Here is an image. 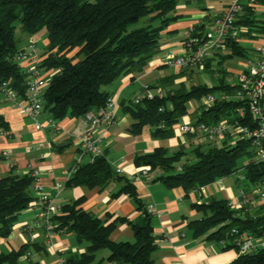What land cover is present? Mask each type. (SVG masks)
<instances>
[{"label": "trees", "instance_id": "trees-1", "mask_svg": "<svg viewBox=\"0 0 264 264\" xmlns=\"http://www.w3.org/2000/svg\"><path fill=\"white\" fill-rule=\"evenodd\" d=\"M178 0H0V83L7 81L9 88L22 97L25 92V73L13 56L21 43L14 34L18 28L25 37L42 29L48 44L45 57L38 67L41 71L57 69L52 74L42 95L43 112L53 121L66 115L82 117L87 112L100 116L110 94L102 88L116 80L125 70L139 71L153 55L160 32L170 20ZM237 22V21H236ZM238 24V23H237ZM195 30H198L195 28ZM233 49L231 56L242 55L236 40L227 41ZM74 51L72 56L68 53ZM206 64V62H205ZM153 87V86H152ZM148 86V88H152ZM234 87L224 78L217 85H180L152 98L145 95L122 105L131 118L129 131L139 134L146 128L155 137L173 135V125L190 113V103L200 102L208 94L231 95ZM234 101L216 99L214 105L203 110L198 105L194 111L195 122L216 123L229 116L237 105ZM191 137V136H189ZM247 143L236 146L209 145L204 150H193L194 161L178 165L184 149L169 153L155 148L146 154H137L134 164L148 167V172L162 171L155 179L167 187H182L185 191L197 189L234 172L238 160L250 154ZM246 176L255 181L264 175V164H245ZM113 179L123 181L118 193H126L140 208V216L128 221L133 231V241L114 242L109 234L115 221L106 223L80 206L82 198L61 206L54 216L59 228L65 227L77 242L85 243V251L69 256L64 264H90L96 252L107 249V260L114 264H153L155 237L152 215L137 197L132 181L116 174L104 155L86 163H77L66 185L86 188H103ZM33 177L30 173H9L0 177V237L11 233L16 215L28 208ZM203 212L200 219L188 223L193 237L205 236L216 243L225 242L222 249L233 248L234 241L246 230H255L260 219H241L234 215L225 199L211 198L194 205ZM123 220V219H122ZM237 229L231 234V228ZM34 243L27 241L17 249L0 252V264H20V257L32 252ZM231 264H264V250L238 255Z\"/></svg>", "mask_w": 264, "mask_h": 264}, {"label": "crops", "instance_id": "crops-1", "mask_svg": "<svg viewBox=\"0 0 264 264\" xmlns=\"http://www.w3.org/2000/svg\"><path fill=\"white\" fill-rule=\"evenodd\" d=\"M230 2L231 0H178L169 15L170 20L160 32L153 55L142 69H127L102 88L115 99L114 115L111 119L100 115L95 131L100 137L103 155L111 169L132 181L143 207L149 204L153 207L151 222L156 244L151 253L153 264H231L237 257L235 249H222L218 243L204 235L193 237L188 229L190 221L203 216V212L195 204L205 203L211 198H231L235 194V185L226 183L225 177H222L203 186L202 190L197 188L185 191L180 186L171 188L156 180L162 171L140 174L139 167L133 161L137 154L150 153L155 148H164L169 153H174L185 148V141L189 136L178 133L175 124L172 127L173 135L168 138L155 137L149 128L139 134H132L129 131L131 118L122 110L123 104L144 96L146 85L153 86L150 88L153 93H164L180 85L200 84L196 73L214 69L213 64L222 68L220 66L227 59L241 58L238 64L243 66V59L247 57V51L251 50L248 45L253 44L257 48L264 41L258 31L253 29L254 25L260 24L255 18L263 16L262 4L255 10L245 8L237 16L241 32L236 42L243 50L242 55L231 56L234 51L227 46L210 56L202 70H179L165 65L168 52L182 51L183 40L191 28L206 30L212 18L220 14ZM32 37L37 39V51L40 59H43L48 44L45 29ZM26 40L27 37H21L20 46ZM73 54L74 51H71L67 56ZM241 69L240 67L234 71L222 68L223 78L225 73L233 76L230 83L226 84L234 85ZM56 72L57 69H49L45 74L51 77ZM203 85L214 86L205 78ZM198 105L190 104V113L184 119L193 118ZM50 119L49 113L44 111L35 121L0 94V177L11 172L19 175L35 172L39 184L52 194L54 203L62 206L82 198L80 206L83 210L106 223L116 220L109 234L112 241H133V231L128 221L137 219L141 210L128 194L118 193L123 181L113 179L103 188L66 185L77 163L91 161L88 154H82L79 150V140L90 127L89 123L82 117L66 115L60 120H52L56 124L54 127L49 122ZM3 152L7 153V157L3 156ZM117 169L121 172L117 173ZM210 185L214 186L210 188ZM30 193L33 194L31 188ZM34 222L32 210L26 208L18 213L9 236L0 237V252L17 249L29 241L34 243L31 255L28 260L20 259V264H57L58 259L78 256L85 251L86 244L77 242L75 236L66 231L54 234L50 244H46L41 226L26 229V224ZM108 254L107 249L97 251L90 264H114L107 260Z\"/></svg>", "mask_w": 264, "mask_h": 264}, {"label": "built area", "instance_id": "built-area-1", "mask_svg": "<svg viewBox=\"0 0 264 264\" xmlns=\"http://www.w3.org/2000/svg\"><path fill=\"white\" fill-rule=\"evenodd\" d=\"M264 5V0H231L230 4L218 15L214 16L206 30H195L191 28L183 40L182 51L179 53L168 52L165 56V65L179 70H202L205 61L214 53L227 47V41L237 40L241 27L237 24V16L245 8L259 9ZM264 7V6H263ZM264 12V10H263ZM259 25H254L259 35L264 39V13L263 16L256 17ZM37 39L28 37L26 42L19 46L13 56V60L18 63L25 73V92L22 97L9 88L8 82L0 83V94L19 107L23 114L33 120L43 112L42 95L50 77L38 67L40 57L36 48ZM244 64L237 74L234 85V92L231 95L208 94L203 96L198 103L200 108L207 110L216 101H234L238 104L232 113L216 123L195 122L193 118L184 119L186 115L177 121L176 129L178 133L199 139L204 143H211L215 146H236L240 143H247V151L253 163L264 164V41L254 50L253 56L244 57ZM144 95L147 98L153 97V92L146 85ZM156 93V92H155ZM162 95L161 91H157ZM135 102L137 100L135 99ZM115 99L111 95L107 98L106 104L100 113L108 119L114 115ZM82 118L89 123L88 130L79 140V150L82 154H88L90 159L103 155V148L100 137L95 131L100 122V116L87 112ZM55 127L52 119L49 120ZM7 157V153L3 152ZM235 194L225 199L227 205L234 211V215L241 219H260L256 229L246 230L234 241L235 250L238 255L264 250V175L255 181H251L246 176L245 165L237 168ZM117 173L121 170L117 169ZM140 174H146L148 167H139ZM231 173V174H232ZM33 181L31 184L32 200L28 209L34 212L35 222L26 224V229L41 226L44 230L45 243H49L51 237L57 233L65 232V227L59 228L54 220V216L61 213V206L54 203V198L49 191L43 189L39 184L36 173H31ZM219 180V179H218ZM217 181V180H216ZM215 182V181H214ZM213 182V183H214ZM206 186V185H204ZM58 187V185L56 186ZM201 190L203 186L199 187ZM148 213H153L152 205L147 207ZM235 227L230 233L236 234ZM32 241V238H30ZM221 246H225L224 241H220ZM31 252L27 251L20 259L28 260ZM57 264H64V260L58 259Z\"/></svg>", "mask_w": 264, "mask_h": 264}, {"label": "rangeland", "instance_id": "rangeland-1", "mask_svg": "<svg viewBox=\"0 0 264 264\" xmlns=\"http://www.w3.org/2000/svg\"><path fill=\"white\" fill-rule=\"evenodd\" d=\"M14 34H15V36L17 38L18 37L19 38L20 37H24V35L21 33V31L18 28L15 29ZM38 46H39V43L36 45L37 50L39 49ZM248 46H250L249 49H251V50L247 51V55L246 56L247 57H251V56H253V53H254V50L256 49V47H254L255 45H253V44H249ZM240 61H241V58H237V57H234L232 59H227L224 62V64H222L220 67H222L223 69H226V68L232 69L234 71L235 70H239L240 67L242 68L241 64H238V63H240ZM213 66H214L213 67L214 69H218L217 71L219 73H216L217 71L214 70V69H210L209 71L198 72V73H196V79H198V81H199L198 83L203 84V80L205 78L206 81L211 82V84H213V85H217L218 84V82L223 77V75H222L223 74V70H222V68H219L215 64H213ZM232 70H231V72H233ZM224 76H225L224 77L225 83H230V81L232 80L233 76L231 74H226V73L224 74ZM193 80H194L193 79V75H191V81L193 82ZM185 87L188 88L189 86H185ZM192 103L197 104L196 101H192ZM192 103H190V104H192ZM189 108H191V107L189 106ZM209 145H213V144L201 142L199 139H197L195 137H188L187 140L185 141V148H184L185 154L180 158L178 163L182 164L184 162H193L194 159H195L194 154H193V150L196 147H200L201 150H204ZM248 159L249 158L247 157V155L241 157L238 160V162H237V167L240 168V167L244 166L248 162ZM241 172L242 171H239V172L232 173V174L228 175L227 177L224 178L225 182L226 183H232L233 185L236 186V175L238 173H241ZM213 186L214 185H210V188H212ZM44 237H45V234H44ZM50 242H51V239H50L49 243H47V244H50Z\"/></svg>", "mask_w": 264, "mask_h": 264}]
</instances>
